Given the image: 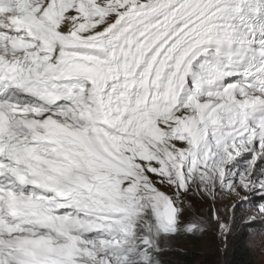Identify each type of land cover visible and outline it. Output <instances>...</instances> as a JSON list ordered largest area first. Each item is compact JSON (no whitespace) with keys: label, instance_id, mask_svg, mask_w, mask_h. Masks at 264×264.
Masks as SVG:
<instances>
[{"label":"snow or ice","instance_id":"snow-or-ice-1","mask_svg":"<svg viewBox=\"0 0 264 264\" xmlns=\"http://www.w3.org/2000/svg\"><path fill=\"white\" fill-rule=\"evenodd\" d=\"M244 203L264 0H0V264H170Z\"/></svg>","mask_w":264,"mask_h":264},{"label":"rangeland","instance_id":"rangeland-1","mask_svg":"<svg viewBox=\"0 0 264 264\" xmlns=\"http://www.w3.org/2000/svg\"><path fill=\"white\" fill-rule=\"evenodd\" d=\"M252 200L255 204L260 203L259 196L255 195L252 197ZM235 201L230 199H221L218 202V207H223L227 205L229 209L231 208V203ZM236 222L233 228L231 235L227 237V240H224L219 234L216 227L213 225L212 228L205 231L198 239L186 238L181 239L175 244V248L186 254H192L196 256V259L192 264H199L201 261L206 263L221 264L226 256V250L231 242L232 235L242 230L246 234V245L251 253V257L254 264H264V235L261 234V229H264V224L256 223L252 225L251 228L244 226V220L247 219L248 215L253 211L252 203L241 204L236 208ZM231 212L222 211L223 217L227 220ZM244 218V220L241 219ZM253 229L255 231H253ZM175 252L168 254L170 264H183L182 261H179Z\"/></svg>","mask_w":264,"mask_h":264},{"label":"trees","instance_id":"trees-1","mask_svg":"<svg viewBox=\"0 0 264 264\" xmlns=\"http://www.w3.org/2000/svg\"><path fill=\"white\" fill-rule=\"evenodd\" d=\"M175 256L183 264H192L196 259V256L182 251H177ZM199 264L211 263L201 261ZM214 264H217V262ZM221 264H254L251 253L246 245V234L244 231L239 230L232 235L231 242L226 250V256Z\"/></svg>","mask_w":264,"mask_h":264}]
</instances>
